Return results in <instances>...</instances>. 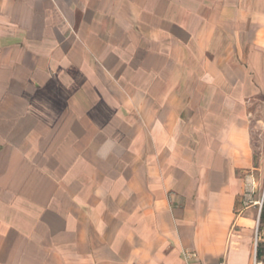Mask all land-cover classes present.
Listing matches in <instances>:
<instances>
[{
	"label": "crops",
	"instance_id": "crops-1",
	"mask_svg": "<svg viewBox=\"0 0 264 264\" xmlns=\"http://www.w3.org/2000/svg\"><path fill=\"white\" fill-rule=\"evenodd\" d=\"M263 184L264 0H0V264H253Z\"/></svg>",
	"mask_w": 264,
	"mask_h": 264
},
{
	"label": "rangeland",
	"instance_id": "rangeland-1",
	"mask_svg": "<svg viewBox=\"0 0 264 264\" xmlns=\"http://www.w3.org/2000/svg\"><path fill=\"white\" fill-rule=\"evenodd\" d=\"M263 204H264V184H263V189L261 192V205ZM254 230H255V236H254L255 248H256V242H257V248H258V245L260 244L264 252V221L261 222L260 218H257ZM257 263L264 264V255L260 260H257ZM253 264H255V257L253 260Z\"/></svg>",
	"mask_w": 264,
	"mask_h": 264
},
{
	"label": "clouds",
	"instance_id": "clouds-1",
	"mask_svg": "<svg viewBox=\"0 0 264 264\" xmlns=\"http://www.w3.org/2000/svg\"><path fill=\"white\" fill-rule=\"evenodd\" d=\"M111 142H107L105 145H103L98 153V155L101 157V158H107L108 154H109V147L108 145L110 144Z\"/></svg>",
	"mask_w": 264,
	"mask_h": 264
},
{
	"label": "trees",
	"instance_id": "trees-1",
	"mask_svg": "<svg viewBox=\"0 0 264 264\" xmlns=\"http://www.w3.org/2000/svg\"><path fill=\"white\" fill-rule=\"evenodd\" d=\"M263 221H264V207H263L262 215H261V222ZM263 255H264V252L259 244L257 248V259L260 260L263 257Z\"/></svg>",
	"mask_w": 264,
	"mask_h": 264
},
{
	"label": "built area",
	"instance_id": "built-area-1",
	"mask_svg": "<svg viewBox=\"0 0 264 264\" xmlns=\"http://www.w3.org/2000/svg\"><path fill=\"white\" fill-rule=\"evenodd\" d=\"M256 248H257V242H256ZM187 257L190 258L191 255H187ZM257 260H258V259H257V251H256V255H255V264H258V263H257Z\"/></svg>",
	"mask_w": 264,
	"mask_h": 264
}]
</instances>
